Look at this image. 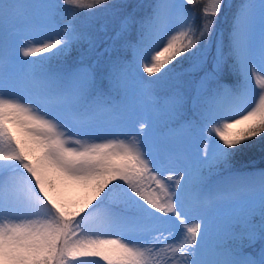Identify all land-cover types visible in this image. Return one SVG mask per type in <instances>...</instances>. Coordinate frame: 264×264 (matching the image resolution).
Masks as SVG:
<instances>
[{"label":"snow or ice","instance_id":"snow-or-ice-1","mask_svg":"<svg viewBox=\"0 0 264 264\" xmlns=\"http://www.w3.org/2000/svg\"><path fill=\"white\" fill-rule=\"evenodd\" d=\"M136 7L0 0V264H264V168L231 171L264 155V0L223 38L226 0ZM97 11L130 59L94 56Z\"/></svg>","mask_w":264,"mask_h":264},{"label":"trees","instance_id":"trees-1","mask_svg":"<svg viewBox=\"0 0 264 264\" xmlns=\"http://www.w3.org/2000/svg\"><path fill=\"white\" fill-rule=\"evenodd\" d=\"M119 2L120 0H113V3ZM126 2L129 5L127 11H133L135 9L137 16H143L146 13L147 9L137 8L136 6L141 3H152L153 1L149 0L147 2V0H126ZM65 14L66 12L62 13V18L60 19L61 24L68 21L63 18ZM81 17L85 19L89 18V21L93 19L91 17ZM78 18H80V16L75 17V21L73 23L79 29L83 30L92 27L91 30L87 32L91 33L97 41V51L94 53L95 57L99 58L102 62H106L116 55L127 56L129 59L131 58V54L127 52L123 47L122 40L120 38H117L116 34L119 31V20L117 17L111 14L106 18H101L100 22L98 23L91 22L83 27H81V25L79 26L80 22L78 21ZM73 55H75V53ZM188 63L189 62L185 61L183 65L178 67V70H181V68L184 66H188ZM152 78L154 77H150V79ZM186 79L191 80L192 77L186 76ZM226 81L228 82V78H226ZM174 82L177 81L170 82L169 84H162L160 87L161 93L163 94L164 92H166ZM260 168H264V155H262L260 146L257 145L254 148L245 149L242 153L238 154L234 159V164L231 171L233 173H244V171L246 170ZM225 175H227V173H225Z\"/></svg>","mask_w":264,"mask_h":264},{"label":"rangeland","instance_id":"rangeland-1","mask_svg":"<svg viewBox=\"0 0 264 264\" xmlns=\"http://www.w3.org/2000/svg\"><path fill=\"white\" fill-rule=\"evenodd\" d=\"M148 1L149 0H147V2ZM152 1L154 2V0H152ZM19 2L20 3H25V4H32V3H40L41 0H19ZM226 2L229 3L230 7H229V9L227 11V14H224L223 11H222L221 16L218 18V24H217V34H218V36H220L222 38L227 36V33L229 31L230 22H231L232 13L235 12L236 6L239 5L242 2V0H226ZM188 7H191V6H188ZM111 14L112 13L105 12V11H97V12H95L92 15H88L86 12H81V14L78 15V17L80 16V18H78V21L80 22L79 26L81 25V27H83L86 24L91 23V22L92 23H98V22H100L101 18H106V17L110 16ZM81 16H83V17H91L93 19L89 21V18L85 19V18H82ZM63 18H65V20H69V15L66 13ZM74 21H75V18L73 19V22ZM197 23H199V11L198 10H197ZM91 28L92 27H90L88 29H83V31H85V32L90 31ZM117 38H119V37H117ZM45 55H47V54H45ZM168 67H172V65H169ZM187 67L188 66H186V67L184 66V67L181 68V70L183 68H187ZM178 71H180V70H178ZM173 81H176V80H170V81L167 82V84H169L170 82H173ZM189 82H190V80L186 79V76H185L183 81L174 82L170 87H173L177 83H180L183 88L190 89V83ZM190 148L193 151L195 150V148H196L195 141L191 142ZM256 170H258V169L246 170V171H244V173L252 172V171H256ZM216 178H218V177H216ZM68 192L80 193L79 190H75V189H70V190H68Z\"/></svg>","mask_w":264,"mask_h":264},{"label":"bare ground","instance_id":"bare-ground-1","mask_svg":"<svg viewBox=\"0 0 264 264\" xmlns=\"http://www.w3.org/2000/svg\"><path fill=\"white\" fill-rule=\"evenodd\" d=\"M83 195V192L80 191V193H76V192H68V190L65 192V196L68 198V199H72V200H75V199H79V197Z\"/></svg>","mask_w":264,"mask_h":264}]
</instances>
